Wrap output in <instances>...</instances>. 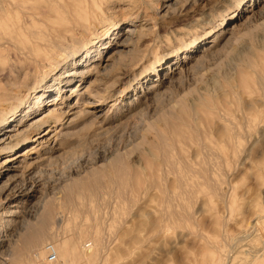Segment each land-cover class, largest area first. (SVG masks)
Here are the masks:
<instances>
[{
	"label": "rangeland",
	"instance_id": "1",
	"mask_svg": "<svg viewBox=\"0 0 264 264\" xmlns=\"http://www.w3.org/2000/svg\"><path fill=\"white\" fill-rule=\"evenodd\" d=\"M64 1L0 0V69L23 64L27 49L59 27L56 8ZM95 1L99 8L92 15V5L87 8L93 22L77 34L76 52L47 69L44 81L28 77V90L19 91L33 107L34 92L42 93L41 108L21 111L19 105L14 121L2 127L10 132L17 121L29 123L53 107L65 112L53 114L51 140L28 139L15 150L34 151L26 160L34 158L28 170L39 172L38 192L10 199L5 207L11 215H1L0 208V264H12L9 253L20 245V235L36 226L30 207L36 202L53 203L55 219L59 211L65 218L42 246L87 231L76 237L83 258L59 264H193L203 255L211 256L205 264L259 259L264 254V49L252 37L264 27V18H257L264 2L244 0L242 11L221 12L215 7L219 0H170L163 11L157 0ZM112 4L123 7L114 10ZM71 13L85 20L83 11ZM132 23L137 30L125 33ZM104 64L106 72L100 71ZM85 69L90 73L76 74ZM98 97L97 106L88 105ZM248 110L246 140L236 139L227 160L219 148L223 160L214 162L207 142L217 139L226 118ZM46 128L43 123L39 133ZM16 170L0 177V188L19 174ZM152 175L160 177L156 185ZM76 181L84 187L77 195ZM66 193L74 205L64 201ZM46 256L15 264H43Z\"/></svg>",
	"mask_w": 264,
	"mask_h": 264
},
{
	"label": "bare ground",
	"instance_id": "2",
	"mask_svg": "<svg viewBox=\"0 0 264 264\" xmlns=\"http://www.w3.org/2000/svg\"><path fill=\"white\" fill-rule=\"evenodd\" d=\"M80 1H82V0H65L62 4L58 5L56 9L58 10L59 16L62 17V19H60V21L57 20L58 22L56 23L59 27L57 29H55L54 31H52L51 34L50 33H47L45 35V37H43L41 40L35 41L34 46H32L30 48H29V46H27L29 48V49L25 48V49H27V53H25V51L20 48V50H23L24 53L27 56L26 57L27 58L26 61L22 62L23 64L11 63V64H8L7 69H0V159H1L2 156H4V158L0 161V177H2L3 175L7 174L11 170L18 169V170H16V172L17 171L19 172V174H16V173L13 174V176H11V178L8 177L9 178V179H7L8 180V183L5 186H3L2 188H0V208H2L1 215H4V214L11 215L12 214V211L9 210V208L5 207L6 204L8 202H10V199L16 198L17 195H21V194H25L26 195L29 192L35 194L36 192H38V183H37L38 182V179L37 178H39L38 177V173L39 172H36V170H34L35 172L33 170L32 171L28 170L35 163V161H33L34 158L30 162L29 161L27 162V160H26V157L29 154L34 153V151H31V147L28 148V146H27V148H25L24 151L22 150L23 152H17V153H15L16 152L15 150L17 149V147L20 146V144L23 141H26L28 139H30L32 142L38 140V143L39 144L42 143V142H47V141L51 140L52 137L54 136V130H55V129H53V127L55 125L54 124L55 118H54L53 114L55 113V114L61 116V114L65 113V112H63L60 108H54L53 107L51 110H49L46 113H44V115H42L40 117L37 116L38 118L35 117L36 119L32 120L29 123L21 122V120L20 121H17L16 124L13 125V127H11L10 129L8 128L10 132L3 131L2 127L4 126L5 123H9V122L14 121L13 119H14V116H16L17 108H18L19 105H21V106L23 105L21 111L24 108H28V107L29 108H32V109L38 108L42 93L40 94L38 92L37 93L34 92V95H33V97H34V103H35L34 107L32 105H29V103H27V104L25 103L26 102L25 101L26 96H24L23 98H21V97L18 96L19 91L21 89H24L25 91L28 90V86H27V84H28V77H33V78H35L37 80L39 79V81L42 79V81H44L43 78L45 77V74L47 73V69H56L57 66H59V61L60 60L66 58L68 56L73 55V53L76 52V50L78 49V43H77L78 42V36H77V34L80 35L81 33H83L84 30H85V28H87L88 25L93 22V19H92L93 17L90 16V15H88L87 8H91V5H92L91 15L93 14V12L97 11L98 8H99L95 0H83L84 3H86V4L85 5H82V6H81V2ZM141 1L144 2L143 0H141ZM254 3H255V1H254ZM146 6L148 7V5H146ZM93 7H94V11H92ZM52 8L53 7H51V5H50V8L48 9L49 12H50V9H52ZM148 8H150V7H148ZM56 9H54V10H56ZM51 11H53V10H51ZM71 11H75L77 13L83 11V13H84L83 14V17L86 16L85 17V20L84 19L81 20L79 18V16L76 17V18H73V15H72ZM38 13H39V11H38ZM136 30L137 29H136L135 25L132 23L130 26L126 27V30H124V32L125 33H128V32H134ZM126 37H127V35H126ZM126 37H125V39H122L121 38L122 40L120 41V44L119 45H123L124 43L127 42V38ZM96 42H97V40H96ZM24 47H26V46H24ZM84 50L86 52L87 51V48L84 49ZM203 50H205V48ZM190 51H191V49H190ZM257 54H259V53H257ZM10 56H11V54H10ZM110 56L112 58L113 56H115V53L114 54H111ZM246 56L247 55H245V57ZM259 56L261 57V55H259ZM117 65H118V60L111 67H117ZM100 69H101L100 71H103L104 70V72H106L107 70L105 71V69H107V65L106 64L102 65V67ZM94 70H96V69H94ZM87 73H90V69H87L86 71H82V72L81 71L80 72L79 71L76 72V74H78L80 76H83V74H87ZM92 73H93V71H92ZM93 82H95V81H93ZM154 85L151 86L149 89H151L152 87H154ZM262 88H264V87L262 86ZM73 91L74 90H72V92ZM61 92L63 93V90H61ZM59 93H60V91H59ZM100 95L102 96V94H100ZM63 98H64V95L63 94H60L59 99H63ZM100 101L101 100L98 97V98H96V102L95 103L92 102L90 104L89 103L90 101H89L88 102L89 103L88 105L94 107V106H97L100 103ZM256 107H258V106H256ZM86 110H88V109H86ZM256 110H257V108H256ZM262 110H263V108H261V111L260 112H262ZM254 111L255 110H253V112ZM88 113H89V110H88ZM95 115H96V113H95ZM257 117H258V114H257ZM248 122H249V110L247 112H244L243 115L240 114L239 117L238 116L236 117V115L233 114V117L232 118H226V125H223V127H219L218 130L216 129L218 131V133H216L217 134V136H216L217 139H213L210 142H207V144H206V146L207 145L210 146L211 154L215 155V157H216V158H214V162H217L218 163V160H219V162L223 160V159L221 160V157H219L220 154H217L219 148H220V151L221 152H222V150H224V152L226 153V156L224 158H225V160H227L228 157H230V155H232L235 152V150H236V147H237L236 146V139L238 137H242V138L244 137V140H246V138H245V132L247 131V128H245V127L248 126L247 125ZM43 123H47V128L42 133H39V128L41 127V125ZM244 125H246V126H244ZM30 129H32V130H30ZM32 132H34L35 134L31 138V137H29V134L32 133ZM50 132H52L51 135H49L48 137H46L45 135L49 134ZM196 140H197V138H196ZM202 142H204V141H202ZM199 143L202 145L201 141H199ZM219 143H221L222 146H219ZM248 149H249V146H248ZM248 149H247V151H248ZM195 150H197V149H195ZM200 150H201V147H200ZM165 151H167V150H165ZM206 159H207V156H206ZM209 166L212 167L211 164ZM19 169H21V170H19ZM24 171H26V172H24ZM199 174H202V173H199ZM208 174H210V172ZM120 176L122 178V174ZM152 176H153V178H152V181L151 182L153 183V185H156V182L160 179V177L158 175H152ZM140 177H141V179L142 178L144 179V176L143 177L140 176ZM181 177H182V175H179L178 177H174L173 180H176V181L177 180H180ZM202 177L203 176H201V178ZM141 179L139 178L140 181H141ZM210 179H211V177H210ZM149 181H148V185H149V183H151ZM141 182H143V181H141ZM74 184H75V188L77 190V191L75 190L77 192L76 193V195H77V194L81 193V191L84 189V187L81 186V185H83V183H77V181H76ZM151 185L152 184H150L149 186H151ZM144 190H146V189H144ZM262 191H264V189ZM180 192H183V191H180ZM262 193H264V192H262ZM252 194H253V192H252ZM73 200L74 199H72V197L69 194L66 193V196L64 197V201L66 203L71 204V206H72V205H74ZM262 203H263V201H262ZM76 204H77V202H76ZM15 205H17V204L16 203H12L11 206H15ZM249 205H250V203H249ZM55 206H54L53 203H52V205H49L48 203L41 205V202H36V203H34L33 205L30 206L31 208H33V209L35 208V210H36V211H34L36 213V218H35L36 226L34 228H32V229H29V230L27 229L28 230L27 233L24 232L22 235H20L21 239H19V241L21 240L20 241V245L21 246L20 245L18 246V244H17L18 247L17 248H14L9 253L10 259L12 261V264H15L17 262V260H20V259L33 260V259L39 257L43 253L46 256L47 255V252H48L47 247L50 246V245H51L50 247L52 248L53 253L55 255V259L53 261H48L47 258H45V260H43V262H42L43 264H59V262L61 260L63 262H65L68 257L69 258H72V259H78V260H80V259L83 258L82 257L83 256L82 255V252L79 249V247L77 246L76 237L81 236V234H83V233H85L87 231L82 230L81 231L82 233H81L78 230L79 229L78 227H77V231L80 232V234H78V235L72 234L69 237H62V238L59 239L60 240L59 242H56V243L54 242V244L51 243V242H47V243H45L42 246L41 243L45 239H47L46 236L49 233L56 231V229L54 230V226H56L57 228H59V226L62 225L63 220L65 219L64 218V214L61 211H59V214L60 215L59 216H56V219H55V216L54 215H55L56 211H55V213L53 211V209L55 208ZM77 209H78V207H77ZM165 214H166V212H165ZM180 214H182V213H180ZM257 214H259V213H257ZM263 214L260 217H262ZM260 217H259V219H260ZM136 221H138V220H136ZM140 222H143V221L140 220ZM144 222H145V220H144ZM251 222H252V220H251ZM136 223H138V222H136ZM143 224H145V223H143ZM145 225H147V223ZM152 226H153V224H152ZM75 231L76 230H74V232ZM217 232H218V230H217ZM217 236H218V234H217ZM217 239H221V238H217ZM213 240H214V238H213ZM40 244H41V246H39ZM217 249H219V248H217ZM260 252H261V250H260ZM255 255H257V254H255ZM224 258L225 259H228L229 257L228 258L224 257ZM208 261H211V256H209V255H203V256H200V257L193 258V261L192 262H193V264H205ZM249 264H264V254H261V256L259 257V259L258 258L252 259Z\"/></svg>",
	"mask_w": 264,
	"mask_h": 264
},
{
	"label": "snow or ice",
	"instance_id": "3",
	"mask_svg": "<svg viewBox=\"0 0 264 264\" xmlns=\"http://www.w3.org/2000/svg\"><path fill=\"white\" fill-rule=\"evenodd\" d=\"M168 2H170V0H157V3L160 6V11H163L164 8L168 6ZM262 2H264V0H262ZM155 6L156 5H153V7ZM112 7L114 10H118L119 8L123 7V5L122 4L120 5L112 4ZM215 7L218 11H221V12H228L230 10H236L238 7L242 11L243 8L247 7V3L244 2V0H219V3L215 5ZM257 18H264V13L261 14V17H257ZM171 19L172 18L169 17V20ZM163 30L164 29L162 27V31ZM252 39L255 42L258 40L260 47L264 49V27H261L258 31H256ZM260 135H261L262 141H264V128L261 129Z\"/></svg>",
	"mask_w": 264,
	"mask_h": 264
},
{
	"label": "built area",
	"instance_id": "4",
	"mask_svg": "<svg viewBox=\"0 0 264 264\" xmlns=\"http://www.w3.org/2000/svg\"><path fill=\"white\" fill-rule=\"evenodd\" d=\"M50 246L47 247L48 252H47L46 258H47L48 261H53L55 259V255H54L53 250H52V248Z\"/></svg>",
	"mask_w": 264,
	"mask_h": 264
}]
</instances>
